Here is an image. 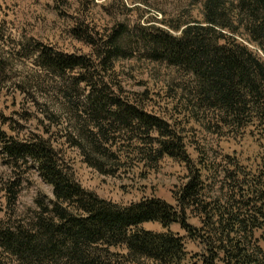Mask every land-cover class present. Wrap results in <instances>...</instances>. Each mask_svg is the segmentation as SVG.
I'll return each instance as SVG.
<instances>
[{
	"label": "trees",
	"instance_id": "trees-1",
	"mask_svg": "<svg viewBox=\"0 0 264 264\" xmlns=\"http://www.w3.org/2000/svg\"><path fill=\"white\" fill-rule=\"evenodd\" d=\"M190 1L202 4L203 20L173 27L175 33L125 22L101 33L80 23L72 37L91 47V55H68L42 45L36 50L42 68L72 77L70 89L86 86L79 90L87 101L77 103L84 120L76 126L79 140L73 145L85 163L103 175H117L127 153L115 137L131 135L137 155L150 163L169 157L185 165L188 177L174 194L177 205L158 197L129 206L102 199L65 168L46 136L19 141L0 132V157L14 169L37 165L39 177L54 195L47 204L38 203L41 211L31 222L0 224L2 255L23 264H108L97 258L98 249L110 255V248L123 246L133 263L190 264L184 239L169 230L179 224L207 246L202 264H264V222L259 220L264 195L257 196L261 183L244 195V206L236 198L226 203L208 199L205 167L191 158L179 128L110 86L108 72L115 62L141 53L188 75L194 108L216 113L222 126L240 129L247 118L264 113V60L246 45L254 44L264 55V0ZM190 214L201 219V230L188 224ZM150 223L166 231L142 229Z\"/></svg>",
	"mask_w": 264,
	"mask_h": 264
},
{
	"label": "rangeland",
	"instance_id": "rangeland-1",
	"mask_svg": "<svg viewBox=\"0 0 264 264\" xmlns=\"http://www.w3.org/2000/svg\"><path fill=\"white\" fill-rule=\"evenodd\" d=\"M202 8L201 3L190 0H0V132L19 141L46 136L59 150L65 168L86 190L102 199L129 206L158 197L177 205L174 194L187 182L185 165L169 157L150 163L137 155V142L131 135L115 137L122 152L127 153L117 175H103L85 163L73 145L79 140L76 126L84 120L77 103L87 101V95L79 90L86 86L78 87V91L70 89L72 77L42 68L36 61V50L42 45L68 55H91V47L72 37V29L80 23L101 33L117 22L174 32L173 27L202 21ZM246 45L264 60L257 46L248 41ZM108 74L114 90L179 128L191 158L205 167L208 199L226 203L236 198L244 206V195L255 190L259 182L257 196L264 195V113L259 118H247L240 129L222 126L216 113L194 108L188 75L152 62L141 53L117 60ZM67 91L73 96H66ZM29 168H11L0 157V224L31 222L41 211L38 203L54 199L53 189L41 180L37 165L30 164ZM262 205L264 202L260 205L264 209ZM259 220L264 222V216ZM188 224L197 231L202 228L201 219L192 214ZM142 229L166 231L158 223L145 224ZM169 230L184 239L191 263L202 264L207 253L203 240L191 238L179 224ZM260 245L264 249V241ZM98 250L97 258L108 264H154L129 261L123 246L110 248V255L103 248ZM2 252L0 249V264H23Z\"/></svg>",
	"mask_w": 264,
	"mask_h": 264
}]
</instances>
